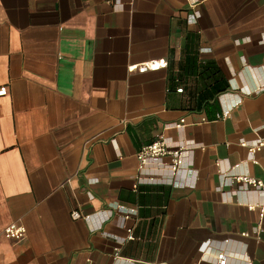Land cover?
<instances>
[{
    "label": "crops",
    "instance_id": "0c3cea01",
    "mask_svg": "<svg viewBox=\"0 0 264 264\" xmlns=\"http://www.w3.org/2000/svg\"><path fill=\"white\" fill-rule=\"evenodd\" d=\"M193 52L230 84L201 104ZM0 86V264H264V191L230 179L264 180V0H0ZM160 135L190 165L140 179Z\"/></svg>",
    "mask_w": 264,
    "mask_h": 264
},
{
    "label": "built area",
    "instance_id": "2783aa9c",
    "mask_svg": "<svg viewBox=\"0 0 264 264\" xmlns=\"http://www.w3.org/2000/svg\"><path fill=\"white\" fill-rule=\"evenodd\" d=\"M159 66V63L156 62H148L144 64L143 66L139 67L140 71H145L147 69L156 68ZM136 66H132L130 69H135ZM263 88L257 87L255 89V92H260ZM180 93L184 92V88L180 87L177 90ZM9 93L8 86H0V96H5ZM254 92H249V94ZM242 102L241 99H238L235 103V105H240ZM230 114V110L224 109L223 114L221 117H226ZM220 117V115H218ZM185 120H181L180 123L175 124V126L182 127L184 126ZM241 144L243 146H247L249 148V152L251 154V157L254 156V154L261 150L264 146V140H258L257 142H249L247 140H242ZM193 146L192 144H180V145H173L169 138L165 137L164 135H160L155 141H153L151 144L145 145L141 148V150L138 153V158L140 161V179H144V170L150 166V165H158L161 168H165V170H170L172 177H176L183 168H188L190 165L189 157L192 153ZM166 158H171V164H168L166 162ZM168 168V169H167ZM231 181H238L242 182L244 185L248 187H253L258 190L264 191V180L253 177L249 174H240V175H233L230 176ZM146 180V179H145ZM160 180L156 175H151L147 177V181L149 182H157ZM171 182V181H170ZM172 183V182H171ZM175 183V182H174ZM177 186H185L186 184L181 182L177 183ZM120 212H127L126 210H123L122 208H117ZM73 218L79 219V218H90L91 215H83L80 211H74L72 213ZM114 215V211L111 210L108 212L106 216L103 217V220H106ZM127 217V215H125ZM27 228L22 224L12 223L8 225L4 230V235L9 239L14 240H21L26 236ZM216 262L217 264H228V256L226 252L220 251L218 252L216 256Z\"/></svg>",
    "mask_w": 264,
    "mask_h": 264
},
{
    "label": "trees",
    "instance_id": "16d2710c",
    "mask_svg": "<svg viewBox=\"0 0 264 264\" xmlns=\"http://www.w3.org/2000/svg\"><path fill=\"white\" fill-rule=\"evenodd\" d=\"M184 71L186 75L197 78V83L202 84V90L197 91L200 104L211 97L215 98L230 88L229 81L216 62L213 60L203 62L196 52L187 57Z\"/></svg>",
    "mask_w": 264,
    "mask_h": 264
}]
</instances>
